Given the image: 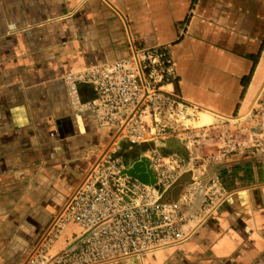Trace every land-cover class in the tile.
I'll return each mask as SVG.
<instances>
[{"label":"crops","instance_id":"obj_1","mask_svg":"<svg viewBox=\"0 0 264 264\" xmlns=\"http://www.w3.org/2000/svg\"><path fill=\"white\" fill-rule=\"evenodd\" d=\"M158 45L176 69L166 89L196 121L245 114L264 93V0H0V264L24 262L98 160L134 149L78 110L71 78ZM218 172L230 196L187 240L104 264H264V157ZM80 233L70 223L54 250Z\"/></svg>","mask_w":264,"mask_h":264},{"label":"built area","instance_id":"obj_2","mask_svg":"<svg viewBox=\"0 0 264 264\" xmlns=\"http://www.w3.org/2000/svg\"><path fill=\"white\" fill-rule=\"evenodd\" d=\"M176 78L168 47H134L124 57L89 67L70 80L71 99L91 113L114 139L132 143L166 138L197 109L166 89ZM78 83L92 90L83 101ZM264 110V93L253 111ZM235 147V146H234ZM234 147L232 149H234ZM147 155L146 179L130 172L119 157L106 156L87 172L60 212L30 247L22 264H104L143 255L187 240L230 196V190L207 163L186 156ZM138 173H142V170ZM190 173L174 200L167 192ZM81 229L65 247L54 250L65 228Z\"/></svg>","mask_w":264,"mask_h":264},{"label":"rangeland","instance_id":"obj_3","mask_svg":"<svg viewBox=\"0 0 264 264\" xmlns=\"http://www.w3.org/2000/svg\"><path fill=\"white\" fill-rule=\"evenodd\" d=\"M200 111V108L199 110L197 108L192 118H184L177 131L167 130L165 139L155 140L151 136L139 143L121 139L120 141H125L134 149L115 157L122 159L130 168L136 164L141 170L140 166H143L144 172H147L148 161L145 154L149 152L157 150L164 155L177 153L185 156L193 152L207 163L208 173L220 176L228 187V181L226 182L218 172L219 166L234 155L248 156L250 159L264 157V110L256 111L254 115L252 107L245 114L236 113L203 126L196 121ZM168 140H172L171 143ZM173 140H177V143L175 144ZM132 159L133 162H128ZM183 176H187L184 179L185 184L190 180V173ZM179 190V187H176L174 194L179 195Z\"/></svg>","mask_w":264,"mask_h":264},{"label":"bare ground","instance_id":"obj_4","mask_svg":"<svg viewBox=\"0 0 264 264\" xmlns=\"http://www.w3.org/2000/svg\"><path fill=\"white\" fill-rule=\"evenodd\" d=\"M211 116L207 112H203L200 120L198 121V124L201 126L210 124L213 120V119H211Z\"/></svg>","mask_w":264,"mask_h":264},{"label":"water","instance_id":"obj_5","mask_svg":"<svg viewBox=\"0 0 264 264\" xmlns=\"http://www.w3.org/2000/svg\"><path fill=\"white\" fill-rule=\"evenodd\" d=\"M130 172H131V173H134V174H136V175H138V176L141 177L142 179H146V176H145L144 174H142V173H138V172H140V170H139V167L136 166V164L133 165V166L130 168Z\"/></svg>","mask_w":264,"mask_h":264}]
</instances>
